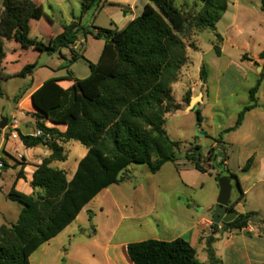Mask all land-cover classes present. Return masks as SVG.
Instances as JSON below:
<instances>
[{
  "label": "trees",
  "instance_id": "1",
  "mask_svg": "<svg viewBox=\"0 0 264 264\" xmlns=\"http://www.w3.org/2000/svg\"><path fill=\"white\" fill-rule=\"evenodd\" d=\"M106 1L81 0L82 13L98 8ZM147 1L143 14L124 29L94 28L91 35L104 39L105 46L98 63L88 62L90 75L87 78L75 79L67 90L57 83L58 80L49 79L33 93V105L38 110L33 116L43 134L39 137L20 135V139L28 148L43 144L51 150V155L37 167L32 180L33 188L43 189L45 194L34 198L14 187L9 191L8 200L21 204L23 210L15 225L0 228V264H30V256L74 222L102 190L124 182L131 165H147L150 173L156 174L165 164L179 161L180 144L171 140L165 130L166 116L180 109L174 101L173 85L188 61V47L179 34L191 22L199 31L216 32L217 23L228 9V0H199L201 9L195 21H190L191 11L176 6L177 0ZM261 9L264 12V0H261ZM40 18L48 19V16L34 0H3L0 9V80L9 76L26 78L37 67L28 64L18 73L10 74L7 69L4 72L7 59L2 57L4 41L42 54L71 49L80 31L84 35L90 34L74 20L45 44L30 37L33 23L39 22ZM216 36L222 40L220 34ZM7 51L11 55L16 53L10 57L21 54L15 48ZM215 51L221 55L217 45ZM78 59L72 50V59L63 68ZM259 59L264 61V51ZM260 76L249 90V104L238 114L234 127L224 133L238 129L246 114L258 106L264 63ZM200 78L205 84V67L200 71ZM3 96L0 84V98ZM184 99L190 104L191 93ZM197 114L201 122L199 112ZM47 122L67 126V131L62 133L56 128H48ZM47 135L51 136L50 140ZM221 139H215L219 146L211 148L207 156L214 161V167L222 166ZM72 141L85 146L88 151L68 180L65 171L55 169L51 164L66 160L63 145ZM200 149L199 146L190 148L184 158L196 170L206 173ZM22 177L24 173L20 171L17 179ZM221 177L219 175L217 180ZM242 198L243 194L238 201ZM254 216L255 213L239 215L225 225L242 229ZM127 256L132 264H202L195 248L184 238L130 243Z\"/></svg>",
  "mask_w": 264,
  "mask_h": 264
},
{
  "label": "rangeland",
  "instance_id": "2",
  "mask_svg": "<svg viewBox=\"0 0 264 264\" xmlns=\"http://www.w3.org/2000/svg\"><path fill=\"white\" fill-rule=\"evenodd\" d=\"M34 1L48 19L40 18L39 22L35 21L30 37L38 38L45 44L51 36L59 35L73 20L80 22L84 31L90 32L84 35L80 31L79 40L87 38L95 41L90 36L95 27L110 29L116 26L121 29L132 18V9L136 15L141 16L143 4L145 1L148 3L147 0H107L100 7L83 14L81 0ZM187 1L177 0L176 6L185 10ZM246 1L247 8L239 12V22L235 28H229L224 23L219 27V32L199 31L195 28V23L191 22L179 34L188 47V61L173 85L174 101L180 105V109L168 114L165 122V130L170 139L180 144L179 161L165 164L156 174L150 173L147 165H131L128 168L129 181L112 188L111 195L117 200L119 208L113 210L112 214L106 206L104 212L92 208L97 218L91 223L86 218L82 220V231L76 234L88 236L94 230L93 224H98L101 227V240H108L115 232L116 242L125 244L150 239L173 241L177 238L185 239V234L196 227L201 218H213L220 192L217 177L226 176L227 172L221 167H214L203 173L196 170L184 156L190 148L199 146L204 167L214 140L224 136V131L236 123L239 112L249 104L248 88L254 84L258 74L259 67L256 65L261 64H236H239L243 55L252 57L264 49V12L260 8V0ZM2 2L0 0V9ZM190 2L192 6L186 10L191 11L194 17L190 16V21H193L200 12L201 4L199 0ZM217 33L224 35V42L217 39ZM216 45L223 52L220 58L215 51ZM2 46L5 49L2 55L4 59L16 56V53L11 55L7 49L20 48L14 42L4 41ZM77 47V53L83 55L80 43ZM70 52V48L42 54L31 48L22 51L19 62L10 66L7 72L12 74L28 64H36L37 67L25 80L0 81L6 93L0 98V124L14 111L12 97L24 86V81L37 84L46 80L50 76V69H56L59 64L65 63L64 56L72 59ZM203 67L207 71L205 84L200 78ZM71 71L78 78L85 79L90 75L89 63L79 60ZM261 71L262 69L259 72ZM61 73L66 74L65 71ZM191 89L194 90L193 94ZM189 92L191 100L203 92V101L201 102L200 96L189 107L190 104L184 99ZM194 106L195 109L191 110ZM197 112L201 122L198 121ZM71 145H77V150ZM82 149L84 146L80 143L67 146L68 165L76 164L77 153ZM216 152L217 150L214 153ZM236 193L234 188L233 198ZM202 258L201 256L199 260L202 261Z\"/></svg>",
  "mask_w": 264,
  "mask_h": 264
},
{
  "label": "crops",
  "instance_id": "3",
  "mask_svg": "<svg viewBox=\"0 0 264 264\" xmlns=\"http://www.w3.org/2000/svg\"><path fill=\"white\" fill-rule=\"evenodd\" d=\"M247 2L246 0H228V9L217 23V31L219 32V27L224 23H227V27L229 28L237 27L239 12L247 8ZM146 4L147 2L145 1L142 11ZM191 6L192 3L189 0L185 3L184 8L186 10L187 8H191ZM137 17L139 16L132 9V18L123 28L120 29L112 26L110 29L122 30ZM220 35L222 42H224V35ZM90 36L95 41H90L87 38L79 40L77 36V40L71 49L78 55L79 59L77 61L85 60L96 64L103 52L105 41L104 39H96L92 35ZM53 37L55 36H51V38ZM35 39L39 40L38 38ZM79 43L84 50L83 55L77 53V45ZM15 49L19 50L21 54L18 57H9L5 60L4 72L10 66L17 64L19 58L22 56L24 49ZM72 50L70 52L71 57ZM263 51L264 49L252 57H249L247 54L243 55L239 59V64L236 65L249 64L255 66L256 64H261L256 65V67L262 68L264 61L259 59V55ZM222 53L221 50L219 58L222 57ZM70 60L64 56L65 63L59 64L56 69H50V76L46 80L37 84L33 81L31 83L24 81V86L12 97L14 111L10 117H6L9 119L7 128L0 130V158L5 164V168L0 173V228L4 225H15L23 210L21 204L12 202L7 198L9 191L13 187L17 191L34 198L45 194L43 189L33 188L32 180L37 167L51 155V150L43 144L28 148L23 144L20 135L35 136L38 130L36 119L33 116L38 111L33 105L32 95L45 81L56 79L58 80L57 83L67 90L73 86L75 79L81 80L71 71L77 61L73 62L68 68H63ZM20 71L18 70L14 73ZM63 71L66 74H62L61 72ZM259 71L254 79V84L248 88V95L249 90L261 78ZM11 79L25 80L26 78L9 76L2 78L0 81ZM190 92L193 94L194 90L191 89ZM5 94L4 92V96ZM200 96L202 97V102L204 93L201 92ZM257 103L258 106L246 114L244 122L238 129L224 134L221 139L223 146L220 149H224L221 169L227 172L226 176H233V191L234 188L237 190L234 198L232 191L231 211L237 213V217L248 213H255V216L242 229L229 227L225 225L226 223L215 225L213 218H201L197 226L189 229L184 237L195 248L197 259L202 264H264V80L257 96ZM186 110L188 111V108ZM46 126L48 128H56L62 133L67 131V126L55 125L52 122H47ZM76 143L72 141L64 144L63 148L66 160L51 164V167L65 171L68 180L73 177L80 160L88 151L84 146V149L79 150L77 153L76 164L73 166L68 165L67 146ZM71 146L77 150V145ZM218 146V142L214 140L211 148H218ZM249 161H251L249 168L244 171ZM214 165V161L207 158L204 168L206 171L211 170L214 168ZM20 171L24 173V177L17 179V174ZM129 172V169H127L126 180L124 182L102 190L83 208L74 222L57 236L42 244L30 256V264H132L127 256L128 244L116 242L114 237L115 232L111 234L108 240H101V227L98 224H93L94 230L92 234L88 236L76 234L82 231L84 224L82 220L86 218L88 223H91L94 221V218H97L92 208H98L101 212H104L106 206L109 208L110 214H112L113 210L119 208L117 200L111 195L112 188L127 183L129 181ZM241 194H243V198L241 201H238ZM201 256L203 257L202 261L199 260Z\"/></svg>",
  "mask_w": 264,
  "mask_h": 264
},
{
  "label": "water",
  "instance_id": "4",
  "mask_svg": "<svg viewBox=\"0 0 264 264\" xmlns=\"http://www.w3.org/2000/svg\"><path fill=\"white\" fill-rule=\"evenodd\" d=\"M261 69L262 68L259 67V70ZM198 99H200V96L192 99L189 107L192 106V104ZM194 109L195 106L191 108V110ZM8 123H9V119L4 118L0 124V130L6 129ZM218 184H219L220 192L217 200L216 211L213 216V223L214 224L230 223L237 218V213L231 211V196L233 191L232 177L223 176L218 180Z\"/></svg>",
  "mask_w": 264,
  "mask_h": 264
},
{
  "label": "built area",
  "instance_id": "5",
  "mask_svg": "<svg viewBox=\"0 0 264 264\" xmlns=\"http://www.w3.org/2000/svg\"><path fill=\"white\" fill-rule=\"evenodd\" d=\"M42 131L41 130H37L36 133H35V137H39V136H42ZM47 139L50 140L51 139V136L47 135ZM5 168V164L4 162L1 160L0 158V173H2L3 169ZM212 231V229H211Z\"/></svg>",
  "mask_w": 264,
  "mask_h": 264
}]
</instances>
